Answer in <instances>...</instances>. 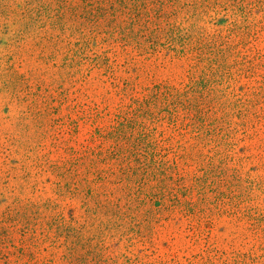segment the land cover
<instances>
[{"label": "rangeland", "instance_id": "1", "mask_svg": "<svg viewBox=\"0 0 264 264\" xmlns=\"http://www.w3.org/2000/svg\"><path fill=\"white\" fill-rule=\"evenodd\" d=\"M100 7L0 0V264H264V0Z\"/></svg>", "mask_w": 264, "mask_h": 264}, {"label": "trees", "instance_id": "2", "mask_svg": "<svg viewBox=\"0 0 264 264\" xmlns=\"http://www.w3.org/2000/svg\"><path fill=\"white\" fill-rule=\"evenodd\" d=\"M82 1L85 2L86 4L88 3L89 8L91 9L90 10L91 13L95 10L97 11L101 9L100 7L101 0H88V1L82 0ZM95 2L96 5H94ZM186 97L187 96L185 94L180 93L178 90L165 89L164 86L156 85L152 95L149 97V99H147L146 105L148 106L149 109V105L156 106L158 103L164 102L165 106L162 107L161 110L166 111V113L169 114L168 116H171L173 114L172 111H174V109H178L180 107L185 108V106L190 105L191 102L186 101L187 100ZM114 154L121 159L120 160L121 165H119V169L122 175H124V177L120 181H125L126 183L130 184L133 177L138 173H142V175L145 176V178L149 177L148 169L150 167V163L146 162L145 159H141L140 156H134L132 152L129 151L124 152L120 149L115 150ZM111 175L114 176V172H112ZM177 203H180V201H177Z\"/></svg>", "mask_w": 264, "mask_h": 264}]
</instances>
